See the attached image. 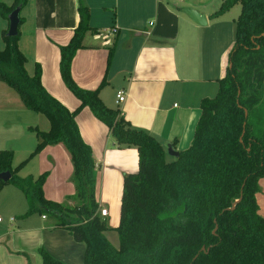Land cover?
Wrapping results in <instances>:
<instances>
[{
    "label": "trees",
    "instance_id": "16d2710c",
    "mask_svg": "<svg viewBox=\"0 0 264 264\" xmlns=\"http://www.w3.org/2000/svg\"><path fill=\"white\" fill-rule=\"evenodd\" d=\"M26 2H0V16L8 19ZM236 3L241 12L229 52L231 66L218 80L217 93L201 100L190 146L171 161L155 136L134 128L119 108L103 102L100 91L106 76L92 90L80 87L73 78V59L85 47V34L95 29L87 6L79 1V23L70 41L60 46L61 77L79 100L72 111L44 87L39 63L33 74L28 72V59L19 47L20 25L16 36L2 29L0 81L19 94L28 110L43 114L50 127H31L38 143L16 167L14 151L0 149V172L12 174L9 181L1 182L24 193L26 215H47L55 227L68 229L76 241L83 242L84 264H264V217L256 197L264 178V0H224L212 16ZM113 53L114 47L108 53L107 71ZM84 107L107 125L117 145L138 150V171L123 178L120 221L115 227L99 214L96 163L76 121ZM56 144H63L73 163L72 204L45 197L47 173L17 175L32 157ZM109 234L116 235L117 245ZM203 246L206 251H201ZM42 256L44 264H63L45 251Z\"/></svg>",
    "mask_w": 264,
    "mask_h": 264
},
{
    "label": "crops",
    "instance_id": "0c3cea01",
    "mask_svg": "<svg viewBox=\"0 0 264 264\" xmlns=\"http://www.w3.org/2000/svg\"><path fill=\"white\" fill-rule=\"evenodd\" d=\"M7 1L13 2L0 0L10 5ZM79 1L90 9V25L95 29L85 34V47L79 49L73 59L72 75L76 83L92 90L106 76L107 83L100 91L103 102L119 108L134 128L155 136L163 145L166 157L174 158L169 149L178 152L190 146L201 115L200 102L218 90V80L226 74V58H216L214 34L187 13L175 12L176 5L168 0H27L20 12L23 22L19 47L26 57L40 64L42 83L47 91L71 111L78 107L79 100L61 77L60 46L70 41L79 23ZM183 1L185 8L201 11L217 0ZM0 17L2 29H8L9 20ZM206 18L208 23L209 18ZM112 47L114 53L107 71ZM120 90L125 92L126 98L117 104L116 95ZM9 103L0 105L5 112L0 115V144L11 138L20 141L16 148L12 147L14 153L21 148L20 151L29 156L38 140L32 128L48 130L49 120L29 114L27 111L31 110L15 98ZM76 121L83 140L93 151L95 197L100 211L106 209L105 201L110 198L106 191L123 181L124 175L138 171V150L117 145L107 125L97 119L89 107L77 114ZM35 156L39 157V175L47 173L43 185L45 197L72 204L69 196L75 193L71 178L73 163L63 144L49 145ZM262 180L264 178L259 182L261 189L256 195L260 214L264 210L259 201L260 196L264 198ZM7 204L12 203L7 201ZM27 209L26 202L19 223L0 234V240L8 234L15 235L11 242L13 251L27 256L38 250L42 264L43 251L63 264H84L83 242L76 241L68 229L55 227L47 215H26ZM108 214L102 217L105 219ZM16 220V217L8 219L11 225ZM111 236L109 234V238ZM1 242L0 264H14L13 254Z\"/></svg>",
    "mask_w": 264,
    "mask_h": 264
},
{
    "label": "rangeland",
    "instance_id": "374dc122",
    "mask_svg": "<svg viewBox=\"0 0 264 264\" xmlns=\"http://www.w3.org/2000/svg\"><path fill=\"white\" fill-rule=\"evenodd\" d=\"M168 1H170V3H172L173 5H176V8L174 7L175 12L186 14V12L184 11L185 9L184 1H178V0H168ZM223 1L224 0H217L213 6H210V7L207 6L203 10L200 8L201 11L200 10H196V11L200 12L203 15H206L209 18L208 23L204 24L203 27L208 32H212L214 34V38H215L214 44L217 45V49H218L216 51V58H226L227 65H229L228 53L229 51H231L234 45L233 42L235 40L236 20L241 12V5L239 3H236L223 14L217 17H212V14L220 8ZM7 2L10 4L9 1ZM191 9H194V8H191ZM1 20L2 19H0V21ZM1 33H2V26L0 25V49H3L5 44L3 42ZM27 59H28V62L26 64V68H28L27 70L30 74H33L35 63L32 60L33 58L28 57ZM217 89H218V85H217ZM217 91L218 90H214V92L210 94L211 96H208V97H213L217 93ZM14 98L17 99V101L22 102L19 94L14 89L9 87L6 83L0 81V105H6L7 103L14 101ZM22 105H23V102H22ZM27 112H30L29 114H34V116L36 115L40 116L41 118H44L46 120V117H44V115L42 116L40 113H35L34 111H27ZM1 114H5V112L1 111L0 115ZM27 132L28 134L29 132L32 135L34 134L32 133V131H26V133ZM3 143L4 144H0V147H2L0 149L14 150V148L12 147L16 148L17 145L20 143V141H14L11 138L9 140H6ZM37 143H38V140H37ZM20 150L21 148L18 151H16V153H14L13 162H12L13 166H17L22 161L28 158V155L23 154V152H21ZM38 158H39L38 156H34L32 159H30L26 163V165L20 171L17 172V175H19L20 177H26L31 174L38 176L40 173L38 172ZM172 159L173 158H171L170 156L166 157L167 161H171ZM115 184L116 185H114L113 187H111L109 190L106 191V195L107 196L110 195V198H108V200L105 201V207L109 212L105 220L109 226H117L120 221V203H121V195H122V189H123V181L121 180L119 184H117V182ZM0 186L1 187L3 186L1 182H0ZM262 186L264 187V180H262ZM17 195L19 196V199L17 198ZM7 201L10 204L11 203L12 204L9 206L8 204L5 205ZM259 201L263 208L264 198L260 196ZM26 202L27 200H26L24 193L20 189H17V187H15L13 184L5 185L0 189V218L3 220V222L0 223V234H4L8 230H12L14 226H16V224L19 223L20 217L24 214L23 211L26 207ZM99 214L101 215L100 211H99ZM261 215L264 217V210L261 212ZM11 217L17 218L16 223H14L13 225H11V223H9L8 221V219ZM34 218H37V216H34ZM110 235H112L110 237V240L115 245H117L118 240H117L116 235L115 234L114 235L110 234ZM14 237L15 235L8 234L5 238H2L0 240L2 241L1 243H3V245L8 249V252L13 254L12 257H13L14 264H23L24 261H25V264H42L41 253L38 250L36 252L29 253L30 255H27L28 257L25 254H23V252L16 253L15 251H13L11 242L14 239ZM19 259L21 260V263Z\"/></svg>",
    "mask_w": 264,
    "mask_h": 264
},
{
    "label": "water",
    "instance_id": "95a60500",
    "mask_svg": "<svg viewBox=\"0 0 264 264\" xmlns=\"http://www.w3.org/2000/svg\"><path fill=\"white\" fill-rule=\"evenodd\" d=\"M184 11L195 21L196 23L200 25H204L207 23V18L205 15L201 14L200 12L191 9V8H185ZM20 12H21V6L16 7L9 15H8V20H9V28L7 35L8 36H16L18 34V29L20 25ZM231 66V63L229 64ZM169 153L173 156H177L178 152H174L171 149H169ZM11 172L10 171H4L0 172V180L7 182L11 179ZM235 203L230 209L234 208ZM201 251H206L205 246L201 248ZM198 255L195 256L194 259H196Z\"/></svg>",
    "mask_w": 264,
    "mask_h": 264
},
{
    "label": "built area",
    "instance_id": "2783aa9c",
    "mask_svg": "<svg viewBox=\"0 0 264 264\" xmlns=\"http://www.w3.org/2000/svg\"><path fill=\"white\" fill-rule=\"evenodd\" d=\"M179 1H183V0H179ZM114 32H116V29H114ZM147 33L149 34V32H147ZM125 98H126L125 92L123 90L118 91V93L116 95V103L120 104V103L124 102ZM100 212H101L102 216H106L108 214V210L105 208L101 209ZM0 220H1V218H0Z\"/></svg>",
    "mask_w": 264,
    "mask_h": 264
}]
</instances>
